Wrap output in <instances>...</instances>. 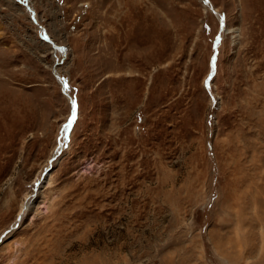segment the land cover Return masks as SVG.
I'll list each match as a JSON object with an SVG mask.
<instances>
[{
	"label": "rangeland",
	"instance_id": "rangeland-1",
	"mask_svg": "<svg viewBox=\"0 0 264 264\" xmlns=\"http://www.w3.org/2000/svg\"><path fill=\"white\" fill-rule=\"evenodd\" d=\"M0 264H264V0H0Z\"/></svg>",
	"mask_w": 264,
	"mask_h": 264
},
{
	"label": "water",
	"instance_id": "water-1",
	"mask_svg": "<svg viewBox=\"0 0 264 264\" xmlns=\"http://www.w3.org/2000/svg\"><path fill=\"white\" fill-rule=\"evenodd\" d=\"M30 9V8H29ZM31 11L33 12V17H34V20L36 21V17H35V11L34 10H32L31 9ZM41 30H43L44 32H45V38L47 39V40H49V38H48V36H47V33H46V31H45V29H44V27H41ZM62 85H63V90L66 92V86H65V84L64 83H62ZM72 103H73V101H72ZM74 105H72V108L74 109V107H73ZM73 114H74V110H72V116L70 117V121L69 122H72V119H73ZM68 130H66V132H67Z\"/></svg>",
	"mask_w": 264,
	"mask_h": 264
},
{
	"label": "bare ground",
	"instance_id": "bare-ground-1",
	"mask_svg": "<svg viewBox=\"0 0 264 264\" xmlns=\"http://www.w3.org/2000/svg\"><path fill=\"white\" fill-rule=\"evenodd\" d=\"M27 7H29V6H27ZM213 12H215L214 9H213ZM47 36H48V34H47ZM48 38H49V36H48ZM46 40H47V39H46ZM47 41L51 42V41H50V38H49V40H47ZM66 92H67V91H66ZM66 92H65V94L68 96L69 94L66 93ZM69 96H70V95H69ZM70 97H71V96H70ZM71 123H72V122H69V124H68V128L71 126Z\"/></svg>",
	"mask_w": 264,
	"mask_h": 264
},
{
	"label": "snow or ice",
	"instance_id": "snow-or-ice-1",
	"mask_svg": "<svg viewBox=\"0 0 264 264\" xmlns=\"http://www.w3.org/2000/svg\"><path fill=\"white\" fill-rule=\"evenodd\" d=\"M74 107V106H73Z\"/></svg>",
	"mask_w": 264,
	"mask_h": 264
}]
</instances>
